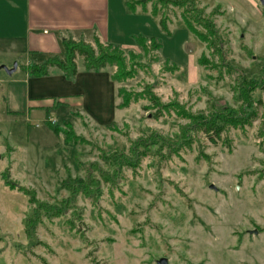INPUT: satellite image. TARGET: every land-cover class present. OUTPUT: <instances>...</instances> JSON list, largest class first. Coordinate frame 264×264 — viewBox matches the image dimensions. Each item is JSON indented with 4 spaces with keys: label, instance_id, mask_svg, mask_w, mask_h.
<instances>
[{
    "label": "rangeland",
    "instance_id": "1",
    "mask_svg": "<svg viewBox=\"0 0 264 264\" xmlns=\"http://www.w3.org/2000/svg\"><path fill=\"white\" fill-rule=\"evenodd\" d=\"M110 10L120 82L78 55L48 107L12 114L5 64L25 58L0 57V264H264V0Z\"/></svg>",
    "mask_w": 264,
    "mask_h": 264
},
{
    "label": "crops",
    "instance_id": "2",
    "mask_svg": "<svg viewBox=\"0 0 264 264\" xmlns=\"http://www.w3.org/2000/svg\"><path fill=\"white\" fill-rule=\"evenodd\" d=\"M110 7L111 0H0V57L10 62L25 58L13 72L20 69L21 78L3 79L7 83L3 87L9 112L23 115L39 112L52 102L54 86L71 83L55 66L45 76H32L23 68L52 56L63 57V39L93 43L97 36L104 44L115 45L110 41ZM89 75L94 77L98 73ZM56 79L58 85H54ZM57 94L66 107L74 106L72 94L65 91Z\"/></svg>",
    "mask_w": 264,
    "mask_h": 264
},
{
    "label": "trees",
    "instance_id": "3",
    "mask_svg": "<svg viewBox=\"0 0 264 264\" xmlns=\"http://www.w3.org/2000/svg\"><path fill=\"white\" fill-rule=\"evenodd\" d=\"M160 1L162 2L164 0ZM143 5L146 4L144 3ZM131 7L135 9L136 6H134V4L132 3ZM160 23L164 31L169 30L165 19H162ZM186 23L194 33H197L201 38H203V40H205V35L194 26L189 18L186 19ZM208 25L211 24L208 22ZM94 42L95 46L87 43L84 40L63 39V57L52 56L42 63L31 64L28 67L23 66V68L27 70L28 73L32 76H45L49 73L50 67L55 66L58 67L66 75V77L74 78L78 73L76 59L78 55H81L84 58V66L87 70H100L107 65H114L116 67V70L111 75V78L115 81L120 82L123 75H127L124 73L126 68L125 60L123 57V49H121L118 45L104 44L97 36L94 38ZM137 42L139 46L143 48L147 47L146 41L143 38H137ZM202 57L203 55L201 56L200 60L203 59ZM118 93L122 97V102L119 107L122 109L127 108L131 102V95L122 87L118 89ZM221 117L224 116H218V118ZM218 120L219 119H217L216 121ZM48 123L50 124V128L55 133H59L61 131L60 128L53 125L52 121L49 120ZM215 123L216 122L213 121L205 122L206 126H204V130L208 133L216 132L219 136L223 131V128H218ZM65 133L68 135V138H70L71 136L74 137V139H76L77 141H81L80 136L75 135L73 130H69L68 128L67 130H65ZM8 182L12 187H15L14 183H12L11 181ZM25 191L26 193H28L27 190Z\"/></svg>",
    "mask_w": 264,
    "mask_h": 264
},
{
    "label": "water",
    "instance_id": "4",
    "mask_svg": "<svg viewBox=\"0 0 264 264\" xmlns=\"http://www.w3.org/2000/svg\"><path fill=\"white\" fill-rule=\"evenodd\" d=\"M17 66H18V64L15 63L12 69L5 68V70H6L9 74H11V73H13V72L17 69ZM158 264H168V259H167V258H161V259L158 261Z\"/></svg>",
    "mask_w": 264,
    "mask_h": 264
}]
</instances>
